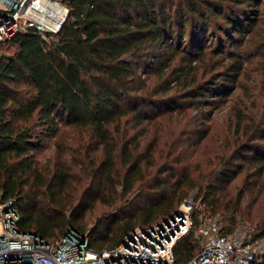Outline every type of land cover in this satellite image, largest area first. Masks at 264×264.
<instances>
[{
	"label": "trees",
	"instance_id": "1",
	"mask_svg": "<svg viewBox=\"0 0 264 264\" xmlns=\"http://www.w3.org/2000/svg\"><path fill=\"white\" fill-rule=\"evenodd\" d=\"M63 2L69 18L53 36L28 29L0 43V195L14 201L19 230L55 242L72 227L100 252L136 227L160 222L196 191L195 224L222 216V233H234L244 195H229L231 179L241 172L264 176V105L255 115L238 110L236 130L245 135L230 158L204 176L191 155L206 131L174 143L161 164L155 148L137 156L139 142L118 148L114 132L123 119L141 126L168 110L203 113L239 85L250 52L264 79V0ZM207 58L213 64L199 78ZM37 127L52 135L63 127L84 130L102 146L93 189L109 209L89 231L85 211L67 214L82 203L89 207L69 190L72 167L65 159L47 165L37 156L43 147ZM254 235L264 236V225ZM200 249V240L186 235L174 247V264H187ZM256 264H264V254Z\"/></svg>",
	"mask_w": 264,
	"mask_h": 264
},
{
	"label": "rangeland",
	"instance_id": "2",
	"mask_svg": "<svg viewBox=\"0 0 264 264\" xmlns=\"http://www.w3.org/2000/svg\"><path fill=\"white\" fill-rule=\"evenodd\" d=\"M252 44L253 42H250L248 45V51L252 49ZM179 64L182 63L179 62ZM211 64L213 60L207 58L203 64L199 65L197 72L199 78L206 73L208 68H211ZM207 76L209 74L205 75ZM263 105L264 79L260 62L257 55L250 52L239 85L225 91L221 101L215 102L212 107H206L207 109L204 107L206 111L203 113L194 108H183L175 112L168 110L141 126L133 123L125 124V119H123L121 130L114 132V144L119 148L128 140L133 141L132 145L139 142L137 156L145 155L155 148L154 161L161 164L167 160L165 159L167 153L174 143L176 147L190 140L189 138L195 140L199 134L206 131V137L191 155L195 170L204 176L213 173L215 168L220 166L221 160L230 158L235 146L245 135H240L236 130L238 122L235 115L238 110H246L255 115L258 112L261 113ZM209 110L212 112L211 118L202 119L204 114L209 115ZM246 122L244 120L241 124L244 125ZM36 131L42 136L43 143L41 150L36 153L45 164L52 166L59 159L69 161L72 167V186L69 190L76 192L83 202L89 203V207L82 208L84 204L82 203L78 208L68 211L67 214L85 211L82 224L89 231L97 218L109 209L101 200L99 193L93 189L97 180L93 167L103 157L102 146L98 147L97 141L84 130L63 127L57 135L45 133L41 127H37ZM117 162L118 168L123 171L125 166L121 165L122 158L118 157ZM247 174L250 173H238L231 179L229 185L230 196L233 197L238 191H242L244 195L241 214L238 218L240 222L235 232H245L264 225V176H258L256 173H252L253 176ZM195 199L196 191L192 192L190 197L171 214L168 212L161 214L159 221L170 218L181 208L188 209L187 206L191 204L192 207L194 204L199 205L200 200ZM195 206L189 210V213L195 210ZM217 217L222 219V216Z\"/></svg>",
	"mask_w": 264,
	"mask_h": 264
},
{
	"label": "built area",
	"instance_id": "3",
	"mask_svg": "<svg viewBox=\"0 0 264 264\" xmlns=\"http://www.w3.org/2000/svg\"><path fill=\"white\" fill-rule=\"evenodd\" d=\"M70 14L63 0H0V43L18 31L35 29L44 37L61 30ZM53 36V35H52ZM188 209L170 218L139 226L116 246L94 251L86 234L69 228L57 241L20 231V215L13 200L0 195V264H174L176 243L193 233L201 249L187 264H256L264 254V236L255 228L222 233L218 217L195 224Z\"/></svg>",
	"mask_w": 264,
	"mask_h": 264
}]
</instances>
